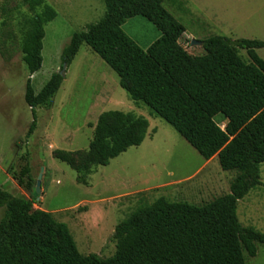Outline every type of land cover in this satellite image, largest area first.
Here are the masks:
<instances>
[{
  "label": "trees",
  "instance_id": "16d2710c",
  "mask_svg": "<svg viewBox=\"0 0 264 264\" xmlns=\"http://www.w3.org/2000/svg\"><path fill=\"white\" fill-rule=\"evenodd\" d=\"M3 0L0 7V55L12 56L14 40L29 77L24 100L36 122L37 107H51L65 70L53 73L40 91L31 75L42 66L45 25L57 16L45 0ZM165 0H103L105 13L72 34L61 53L68 67L83 43L118 75L120 87L136 104L170 124L204 158L217 155L223 171H235L229 192L193 205L160 197L137 208L114 230L115 253L108 258L82 255L68 226L44 211H32L31 169L26 165L17 184L32 191L33 200L0 188V264H246L257 254L264 233L243 226L238 202L261 185L264 163V60L256 49L264 42L230 40L213 35L201 42L205 53L189 54L179 43L184 26L164 7ZM143 16L161 33L146 50L122 29L129 18ZM18 31V36L13 31ZM238 49H244V61ZM221 116L222 128L215 121ZM148 120L133 112H102L93 128L86 162L106 166L111 159L145 139ZM79 169V168H77ZM27 178V180H24Z\"/></svg>",
  "mask_w": 264,
  "mask_h": 264
},
{
  "label": "rangeland",
  "instance_id": "374dc122",
  "mask_svg": "<svg viewBox=\"0 0 264 264\" xmlns=\"http://www.w3.org/2000/svg\"><path fill=\"white\" fill-rule=\"evenodd\" d=\"M45 1L57 16L45 25L42 66L31 75V82L38 92L61 67L65 68L64 80L52 106L36 108L35 127L27 137L33 121L24 100L29 73L17 40L9 60L0 55V188L33 200L41 172L40 193L32 211L48 212L65 223L82 255L108 258L116 250L115 227L137 208L160 197L198 206L208 203L225 193L236 172L223 171L218 160L204 161L170 124L146 105L132 101L120 87L118 75L87 44L81 45L68 67L62 64L61 53L72 34L103 17V0ZM163 7L184 26L185 36L179 43L191 55L205 53L202 44H191L192 40L201 43L213 35L264 41V0H165ZM122 29L143 50L161 36L140 15L127 19ZM13 31L18 36L16 28ZM238 53L249 61L244 49ZM256 53L264 59V48ZM108 110L145 117L149 122L146 137L106 166L87 164L94 125ZM215 121L224 128L226 121L221 116ZM26 165L31 169L32 191L12 177ZM260 175L261 185L238 202L237 214L243 226L264 233V163ZM3 214L4 207H0V221ZM256 247V256H246V264H264V244Z\"/></svg>",
  "mask_w": 264,
  "mask_h": 264
},
{
  "label": "water",
  "instance_id": "95a60500",
  "mask_svg": "<svg viewBox=\"0 0 264 264\" xmlns=\"http://www.w3.org/2000/svg\"><path fill=\"white\" fill-rule=\"evenodd\" d=\"M191 44H201V43L199 41L192 40ZM64 70H65V68H63V72H64ZM41 171H42V169H41ZM41 177H42V174L40 172L38 177H37L36 183H35V192H36V194L40 193V179H41Z\"/></svg>",
  "mask_w": 264,
  "mask_h": 264
},
{
  "label": "crops",
  "instance_id": "0c3cea01",
  "mask_svg": "<svg viewBox=\"0 0 264 264\" xmlns=\"http://www.w3.org/2000/svg\"><path fill=\"white\" fill-rule=\"evenodd\" d=\"M183 36H185V35H183ZM251 40H257V39H251ZM258 41H262V40H258ZM262 42H264V41H262ZM262 48H264V47H262ZM262 48H259V49H262ZM256 50H258V49H256ZM256 50H255V51H256ZM262 59H263V58H262ZM263 60H264V59H263ZM104 100H108V99H104ZM209 160H210V161H213V160L216 161V160H218L217 155H215L214 157H212V158H210V159H208V160L205 159L204 161H209ZM228 192H229V187L226 188V191H225L224 194H226V193H228Z\"/></svg>",
  "mask_w": 264,
  "mask_h": 264
}]
</instances>
